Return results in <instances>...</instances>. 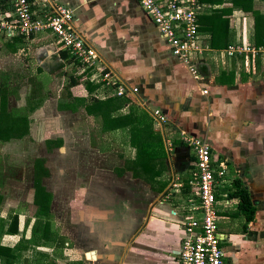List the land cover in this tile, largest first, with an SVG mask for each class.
I'll return each mask as SVG.
<instances>
[{"label":"crops","instance_id":"1","mask_svg":"<svg viewBox=\"0 0 264 264\" xmlns=\"http://www.w3.org/2000/svg\"><path fill=\"white\" fill-rule=\"evenodd\" d=\"M58 1L32 0L33 9L38 12L44 9L45 14L53 13L58 5L72 9L74 28L95 48L105 67L116 74L129 88H138L135 94L124 96L129 102H125L124 97L117 96L119 97L117 102L120 103L118 114L125 115L130 111L143 109L152 119V110L149 106L153 104L167 117V122L160 128L151 120L152 129L160 136L164 150L162 155V146L156 145V150L153 152L155 157L152 159L153 172L150 173L153 175L144 174L139 165L134 164L130 168L132 172L136 171L142 175L131 179L123 175L124 172L129 171L123 168L120 171L122 176L116 179L120 188L116 187L114 191L120 196L119 202L113 203L109 200L106 191L105 194L95 197L96 202L91 208L90 235L97 238L95 240L92 237L93 247L89 249L93 251V255L89 253L87 257L86 249L75 248L71 250L72 260L64 264H180L178 252L184 235L182 221L192 214L190 205L196 201L190 185L194 156L191 149L181 142L182 132L199 137L211 145L218 159L226 161L227 172L229 169L234 172L232 177L231 175L228 177L231 180L238 177L242 181L256 208L253 219L246 221L241 215H234L237 198H229L226 205H223L222 199L218 198L219 221L222 219L229 223L231 215L238 217L237 223L228 225L226 230H221L219 227L225 236V242L230 243L229 247L225 245L228 255L227 264H264V226L259 232L255 226L257 219L264 222V210L261 209L263 204L259 197H256L259 190L264 192V166L260 161L264 149V98L254 100L251 98L248 102L236 93L239 81H253L262 73L259 69L261 63H264V57H259L253 68L247 66L242 56L228 57L223 53L225 48L211 49L208 46L209 34L202 31L199 34V42L207 45L208 49L197 58L200 76L195 79L186 66L170 53L156 27L135 0H62L61 3ZM223 6L230 4L203 3L198 5L196 13L200 14L210 7ZM253 6L264 12V0H253ZM1 13L4 12L0 11V20ZM115 17L118 20H115ZM99 19L103 22L98 24L99 27L98 25L94 27ZM229 28L233 32L232 43L250 40L248 38L253 30L252 13L234 9L229 15ZM0 33V38L6 41L5 45L12 52L23 48L28 42L39 49L42 57L36 70L40 76L43 74L48 76V70L51 73L60 71L61 76L67 75L68 82L62 93L63 102L59 104L61 98L56 97L57 111L76 112L81 108L86 118L94 119L100 124L102 132L108 134L123 130L127 134V144L131 146L128 143V127L105 129L99 116L85 111V106L91 101L88 96L103 100L107 96L114 95L111 87L90 81L91 72L88 75V71L86 72L83 66L63 61L59 54L61 49L53 35L45 31L44 34H33L31 38L25 36L23 45L19 46L15 43L19 47L13 48L8 45L14 42L13 37L4 34L3 29ZM117 38L121 41L113 40ZM101 40L107 43L120 42L121 47L101 44ZM46 56H51L50 58L55 62L47 63ZM68 67H70L69 73L66 71ZM70 76L75 78L77 83L69 84ZM87 79L94 84L91 93L85 87ZM206 87L208 91L203 94L202 90ZM44 91L45 89L42 92ZM250 92L252 94L253 90L250 89ZM253 94L255 97L258 96L257 92ZM43 99V96L41 99L33 98L31 101L38 103L24 106L20 109L23 112L16 115L14 114L20 110L11 109L12 111L5 114L6 106L2 108L1 105L0 124H20L27 128L33 114L40 113L38 110L44 107V104H41ZM43 113L44 111L42 115ZM91 130L94 131L95 127ZM59 138L63 141L62 145L53 148H62L61 151H64V137L60 135L58 138L49 139ZM165 138L171 139L173 144L171 150H168ZM255 141H258L257 145ZM107 170L105 172H108ZM107 175L99 180V185L106 190L109 188ZM173 182L175 187L172 186ZM123 199L129 202L126 204ZM162 201H165L170 208L161 207ZM228 212L231 213L230 216ZM113 222L118 224L112 226ZM241 227L242 231L235 232L232 229ZM17 235L19 236V233L7 234L3 237H17ZM25 236L29 237L26 234ZM1 243L8 246L15 244H5L3 240ZM45 262V264H62Z\"/></svg>","mask_w":264,"mask_h":264},{"label":"rangeland","instance_id":"2","mask_svg":"<svg viewBox=\"0 0 264 264\" xmlns=\"http://www.w3.org/2000/svg\"><path fill=\"white\" fill-rule=\"evenodd\" d=\"M58 2L63 1L59 0ZM35 11L38 13L37 10ZM3 17L4 15H2ZM114 19L118 20L117 17ZM102 22L99 19L94 27ZM44 33L40 32L39 34ZM113 40L121 41L119 38ZM245 41L251 42L250 40ZM5 42L0 38V84L3 81L7 83V85H0V102L2 103L0 105L2 108L6 106L4 113L12 110L18 111L24 106L36 104L38 102L31 100L33 98L41 99V96L44 97L41 103L44 104V107L38 110L40 113L33 114L31 123L26 129L24 125L16 126L3 123L0 126V131L3 132V138L0 137V197L3 200L0 214L6 217L10 212H18L21 229L25 226V234L29 236L37 207L34 203L36 189L38 185H42L51 195L47 218L54 230L65 237V243L63 249L58 250H53L52 247L38 248V250L29 248L22 256H26L31 261L38 254L37 251H40L47 254L46 259L43 258L45 261L50 262L49 259L54 263L64 264L73 258L71 250L86 249L88 252L90 247H93L92 237L97 240L95 236L91 237L90 235L91 222L89 218L91 208L96 202L95 197L102 193L105 194L107 191L109 200L113 203L119 202L120 196L114 191L116 187L120 188L116 179L122 174L117 170L122 171L123 168L126 171L129 170L123 175H127L131 179L142 174L136 171L134 173L130 169L133 165L132 157L135 156V151L132 146L127 144V134L123 130L108 134L102 132L100 124H97L94 119L86 118V114L82 113L81 108L76 112H69V110V113L56 110V97L61 98L59 104L61 101L63 102L62 93L68 82L67 75L61 76L60 71L51 73L48 70V76L45 74L40 76L36 67L42 56L34 44L28 42L23 48L12 52L7 48ZM101 44L121 47L120 42L117 41L107 43L101 40ZM260 70L262 73L256 76L253 81H239L236 87V93L248 102L251 101V98L253 100L264 98V63H261ZM66 71L69 73L70 67ZM81 82L83 81L81 80ZM43 89H45L44 92H42ZM205 89L208 91L207 87ZM250 89L253 90L252 94ZM254 92H257V97L254 96ZM88 98L90 97L88 96ZM149 108L151 110L159 109L155 108L153 104H150ZM22 112L20 110L14 115ZM147 116L149 117H146L147 120L150 119L151 123L152 119L148 113ZM8 126L11 129V135L4 137L5 127ZM93 127H95L94 131L91 130ZM60 135L65 138L63 145L65 152L61 151L62 148L49 150L45 138H58ZM255 144L257 145L258 141H255ZM262 153L260 161L264 166V149ZM103 168L108 169V172H105ZM105 174H108L109 180L107 190L99 185L100 178L102 179ZM227 174L232 177L234 172L229 169ZM124 192L125 190L122 193ZM256 197L262 201L261 209L264 210L263 190H259ZM122 201L126 204L129 202L127 199ZM160 206L170 208L165 201H162ZM228 214V216L231 215L230 212ZM230 217L229 223L222 219L219 221L221 230H226L228 225L232 226L237 223L238 217L233 215ZM113 223L112 226L118 224L117 222ZM255 226L259 232L264 226V222L257 219ZM232 229L235 232L242 231V227ZM8 237L2 236L1 242L3 240L5 244H14V240L18 241L21 234L19 233L17 237ZM223 245L229 247L230 243L223 242ZM40 261L38 258L36 262L38 264L46 263L45 261L40 263ZM15 264H24V260L21 259Z\"/></svg>","mask_w":264,"mask_h":264},{"label":"built area","instance_id":"3","mask_svg":"<svg viewBox=\"0 0 264 264\" xmlns=\"http://www.w3.org/2000/svg\"><path fill=\"white\" fill-rule=\"evenodd\" d=\"M136 1L156 27L170 53L186 66L193 78L198 79L197 58L208 47L199 42L196 0ZM5 2L11 9L9 13L2 14L4 17L0 20V30L3 29L8 37L47 31L53 35L59 49L67 50L80 61L84 70H90V81L111 87L113 94L119 97L138 91L136 87L129 88L108 70L95 48L76 31L72 9L58 5L53 13L45 14L44 9L38 13L33 9L32 0ZM223 53L228 57L242 56L246 65L253 68L256 60L264 57V47L240 41L229 44ZM202 92L206 94L207 90L203 89ZM151 117L158 128L167 122L166 115L160 109H153ZM180 140L191 149L194 156L190 185L196 197L195 203L190 205L192 214L182 221L184 235L178 252L180 264H227L223 245L226 240L219 229L218 215V198L222 199L223 205L230 200L228 189L232 186V180L227 174L226 161L219 160L211 145L199 137L182 132ZM165 142L168 150H171V139L165 138ZM172 186L175 187L174 182Z\"/></svg>","mask_w":264,"mask_h":264},{"label":"trees","instance_id":"4","mask_svg":"<svg viewBox=\"0 0 264 264\" xmlns=\"http://www.w3.org/2000/svg\"><path fill=\"white\" fill-rule=\"evenodd\" d=\"M31 1V0H30ZM196 0L197 5L203 3L214 4V3H229L230 6H223L221 8H211L207 11H202L197 14V21L199 23V31L208 33V46L211 49H223L233 42V32L229 28V15L234 9H240L243 11H250L253 15V30L250 36L251 42L256 46L264 47V12H260L253 6V0ZM11 7L5 2V0H0V11L7 12L10 11ZM26 35H16L12 39L13 43H9V46L17 48L23 45V39ZM33 37V34L29 35ZM17 43V44H15ZM60 57L63 61L67 63H72L73 65L81 63L80 61L68 53L67 50L61 49L59 51ZM259 65V64H258ZM40 69V68H38ZM90 74L89 69H85ZM77 80L70 76L69 84H75ZM0 85H7L5 81L1 82ZM85 87L89 93L94 88V84L88 79L85 81ZM112 89V88H111ZM125 98V97H124ZM91 101L85 106V111L93 113L95 116H99L102 120L103 128H125L128 127V142L135 149V156L132 160L133 165H139L141 171L146 175L153 171V161L155 157L154 151L156 150V145L160 144L162 146L161 138L152 129V125L147 120V113L145 110L140 111L135 110L130 111L125 115L118 114V109L120 103L117 102L119 97L116 95L107 96L106 98L97 99L93 96L89 98ZM125 102H129L127 98L124 99ZM1 103V102H0ZM2 104V103H1ZM1 106V105H0ZM149 118V117H148ZM1 122V120H0ZM15 125V124H14ZM1 126V124H0ZM16 126H21L16 124ZM106 126V127H105ZM1 129V128H0ZM26 129V127H25ZM4 130V128H3ZM11 129L9 126L4 130V137L11 135ZM3 132L0 131V137L3 138ZM158 137V138H157ZM63 143L62 139H47L46 146L50 150L53 147H59ZM163 144V143H162ZM163 150V146H162ZM164 155V150L162 151ZM163 161V160H162ZM120 172V170H117ZM121 173V172H120ZM157 173V172H156ZM161 175V174H155ZM232 187L228 189V198H237L238 203L234 215H241L246 219V221H251L255 214V206L252 204L250 193L242 181L235 177L232 180ZM165 185V184H163ZM34 203L37 205L34 216L35 220L31 226V232L29 237L25 236L26 227L20 230V220L18 212H10L6 217L0 214V261L1 264H15L22 259L24 264H38L36 261L41 260L40 263L44 262L47 254L37 251L38 254L29 261L26 256H22L23 253L29 248H43L52 247L53 250L63 249L65 243V237L54 230L52 224L47 218L49 212V202L51 195L46 192L42 185H38L35 193ZM217 197H220L217 194ZM2 197H0V211L2 205ZM21 234L19 240L13 245H3L1 243V238L4 235H14ZM50 244V245H48ZM45 258V259H43ZM48 261H52L49 260ZM34 262V263H33Z\"/></svg>","mask_w":264,"mask_h":264},{"label":"water","instance_id":"5","mask_svg":"<svg viewBox=\"0 0 264 264\" xmlns=\"http://www.w3.org/2000/svg\"><path fill=\"white\" fill-rule=\"evenodd\" d=\"M135 2H137V1L135 0ZM50 57H51V56H49V57L46 56L45 61H46L47 63H51V64H53L55 61H54L53 59H51ZM89 253H91V254L93 255V251H88V252H86V256H87V257H88V255H89Z\"/></svg>","mask_w":264,"mask_h":264},{"label":"flooded vegetation","instance_id":"6","mask_svg":"<svg viewBox=\"0 0 264 264\" xmlns=\"http://www.w3.org/2000/svg\"><path fill=\"white\" fill-rule=\"evenodd\" d=\"M227 160H228V159H227ZM227 240H229V239L227 238ZM226 257H227L226 259H227V262H228V255H227V253H226Z\"/></svg>","mask_w":264,"mask_h":264}]
</instances>
